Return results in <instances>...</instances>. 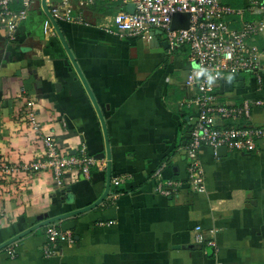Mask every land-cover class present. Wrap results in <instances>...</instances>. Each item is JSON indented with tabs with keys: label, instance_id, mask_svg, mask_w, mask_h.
<instances>
[{
	"label": "crops",
	"instance_id": "0c3cea01",
	"mask_svg": "<svg viewBox=\"0 0 264 264\" xmlns=\"http://www.w3.org/2000/svg\"><path fill=\"white\" fill-rule=\"evenodd\" d=\"M130 4H75L82 23L59 22L105 120L110 194L95 209L70 218L76 222L73 245L45 258L42 228L0 250V264H264V138L253 153L219 155L203 148L206 193L187 187L174 197L156 193L161 179L187 176L190 111L184 103L194 94L185 84L191 65L185 51L170 55L160 44L151 47L150 37L114 33L112 17ZM46 21L40 0L14 38L0 26V154L7 163L25 165L44 153L27 117L34 112L44 136L72 152L85 145L100 165L90 178L78 175L62 189L55 188L50 172L31 180L19 172L21 185L0 218V245L40 217L91 205L106 188L108 159L100 156L107 147L97 108ZM258 42L264 48V29ZM219 97L223 104L264 101V71L260 81L255 75L224 80ZM252 119L264 126V107H253ZM117 178H123L118 186ZM199 226L214 247L195 243Z\"/></svg>",
	"mask_w": 264,
	"mask_h": 264
},
{
	"label": "built area",
	"instance_id": "2783aa9c",
	"mask_svg": "<svg viewBox=\"0 0 264 264\" xmlns=\"http://www.w3.org/2000/svg\"><path fill=\"white\" fill-rule=\"evenodd\" d=\"M39 1L0 0V26L5 28L9 38H14ZM127 1L135 6L134 13L119 10L109 28L122 38L134 40L152 38V32H161L162 40L168 43V54L185 51L191 65L185 84L194 94L184 103L190 111L187 176L161 179L155 191L165 197L177 196L186 187L195 194L206 193V172L200 154L203 148L216 152L225 147L227 152L253 153L264 138V126H256L252 119V108L264 107L263 100L245 99L240 104L219 101V89L224 80L249 75L261 80L264 48L260 47L258 39L264 29V0H242L240 6L232 5L230 0H46V4L58 22L81 24L83 17L74 14L75 4L96 7L104 2ZM15 4H20L21 9L16 10ZM177 13L190 14L188 29L172 30L173 16ZM50 24L46 21L45 27L49 28ZM27 105L32 107L33 102ZM27 117L37 138L43 140L45 150L25 165L7 163L0 154V218L6 215L7 200L15 194L17 185H21L17 178L19 172H25L28 180L50 172L55 188L62 189L78 175L90 178L93 168L100 165L85 145L72 152L56 138L44 136L43 126L34 112H29ZM122 182L123 178H117L113 184L118 186ZM196 230L195 243L215 246L202 232V227ZM44 231L47 240L42 254L45 258L53 257L60 246L75 243L72 231H63L61 223L49 224Z\"/></svg>",
	"mask_w": 264,
	"mask_h": 264
},
{
	"label": "water",
	"instance_id": "95a60500",
	"mask_svg": "<svg viewBox=\"0 0 264 264\" xmlns=\"http://www.w3.org/2000/svg\"><path fill=\"white\" fill-rule=\"evenodd\" d=\"M41 3H42V8H43L47 18L50 20L51 24L53 25V28L56 31L57 35L59 36V39L61 40V42H62V44H63V46H64V48H65V50L69 56L71 63L75 67L80 79L82 80L86 90L88 91V94H89L93 104L97 108L98 115H99L103 130H104L105 139H106V147H107L106 153H103L100 156V158H104L105 156H107V159H108L106 188H105L104 193L102 194V196H100V198L98 200H96L94 203H92L91 205H89L85 208L74 210V211H71V212H68L65 214H61V215H58L55 217H51V218L40 217L39 222L37 224L31 226L30 228L24 230L20 234L16 235L15 237L11 238L10 240L6 241L4 244L0 245V250H2L4 248L10 246L11 244L19 241L21 238L31 234L32 232L40 230V229H42V228H44L47 225L52 224V223H61V228L63 231L74 230L76 227V222L74 220H70V218H73L75 216H78L80 214H83L85 212H89V211L95 209L109 196L110 189H111V181H112L111 162H110V157H111L110 152L111 151H110L108 131H107V127H106L102 112L100 111V109L96 103V100H95L89 86L87 85V82L83 76V73L81 72L78 64L76 63V61L74 59V56L71 52V49H70V47H69V45L65 39V36L61 30L59 22L53 17L51 12L49 11V8L47 7V4H46V0H41ZM134 8H135V6L133 4H130L127 7V12L134 13ZM190 17L191 16L189 13H177V14H175L173 16V20H172V26H171L172 30L188 29V27L190 25ZM161 35H162L161 32H152V34H151V36H152L151 47H154V46L160 44L161 47L163 48V50L164 49L166 50V49H168V43L166 41L162 40ZM217 153L219 155H227V149L225 147H220V148H218Z\"/></svg>",
	"mask_w": 264,
	"mask_h": 264
},
{
	"label": "trees",
	"instance_id": "16d2710c",
	"mask_svg": "<svg viewBox=\"0 0 264 264\" xmlns=\"http://www.w3.org/2000/svg\"><path fill=\"white\" fill-rule=\"evenodd\" d=\"M199 245H201V244H199ZM205 245V244H204ZM203 246V245H202Z\"/></svg>",
	"mask_w": 264,
	"mask_h": 264
},
{
	"label": "rangeland",
	"instance_id": "374dc122",
	"mask_svg": "<svg viewBox=\"0 0 264 264\" xmlns=\"http://www.w3.org/2000/svg\"><path fill=\"white\" fill-rule=\"evenodd\" d=\"M173 55V54H172ZM195 240V239H194ZM207 246V245H206Z\"/></svg>",
	"mask_w": 264,
	"mask_h": 264
}]
</instances>
